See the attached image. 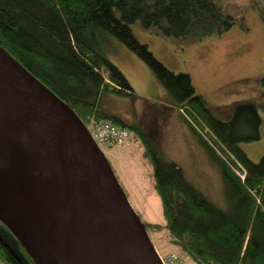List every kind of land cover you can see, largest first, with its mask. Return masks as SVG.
I'll use <instances>...</instances> for the list:
<instances>
[{"label": "trees", "instance_id": "16d2710c", "mask_svg": "<svg viewBox=\"0 0 264 264\" xmlns=\"http://www.w3.org/2000/svg\"><path fill=\"white\" fill-rule=\"evenodd\" d=\"M257 9L264 16V7ZM134 21L164 37L199 39L222 33L235 18L218 0H0V47L59 96L87 128L106 122L126 128L128 136L119 144L136 139L129 128L138 133L164 219L163 224L142 223L147 233L163 235L193 264H264V154L255 162L240 146L260 139L255 105L238 102L229 120L214 118L190 75L167 68L133 36ZM98 33L121 40L152 69L219 168L224 207L206 198L166 158L153 125L141 130L104 105L106 96L133 97L134 92L121 70L99 51ZM259 82L264 87V73ZM236 163L243 176L233 170ZM0 234L23 264H34L1 222ZM0 264L21 263L0 243Z\"/></svg>", "mask_w": 264, "mask_h": 264}, {"label": "water", "instance_id": "95a60500", "mask_svg": "<svg viewBox=\"0 0 264 264\" xmlns=\"http://www.w3.org/2000/svg\"><path fill=\"white\" fill-rule=\"evenodd\" d=\"M0 222L34 264H161L84 124L1 47Z\"/></svg>", "mask_w": 264, "mask_h": 264}, {"label": "rangeland", "instance_id": "374dc122", "mask_svg": "<svg viewBox=\"0 0 264 264\" xmlns=\"http://www.w3.org/2000/svg\"><path fill=\"white\" fill-rule=\"evenodd\" d=\"M218 1L224 11L235 18V23L220 34L199 39L192 36L164 37L153 27H143L139 21L131 23V32L167 68L190 75L195 91L202 95L214 118L227 121L235 103L248 102L255 105L264 121V87L259 82L264 73V16L257 9L258 5L264 7V0ZM97 42L99 51L121 70L134 92L133 97L106 96L104 105L107 109L123 117L127 123L139 124L141 130L146 124L153 125L168 159L182 168L187 180L206 198L224 207L227 199L219 168L208 154L196 152L192 137L183 133L184 117L178 119L170 114L171 107H167L169 93L152 69L111 35L98 33ZM85 128L107 160L139 220L144 224H163L160 199L153 189L151 168L141 156L143 146L138 133L129 128V136H136V139L129 138L123 144L107 143ZM257 142L241 143L240 146L248 150L250 144ZM263 154L264 145L255 160L250 159L256 162ZM147 234L159 255L175 251L183 264H193L186 254L169 245L163 235ZM15 255L13 257L23 264V260Z\"/></svg>", "mask_w": 264, "mask_h": 264}, {"label": "built area", "instance_id": "2783aa9c", "mask_svg": "<svg viewBox=\"0 0 264 264\" xmlns=\"http://www.w3.org/2000/svg\"><path fill=\"white\" fill-rule=\"evenodd\" d=\"M89 129L88 130L90 134L92 133L94 137L100 140H105L107 143L111 141L121 143L128 136V131L126 128H121L119 126L116 127L109 124L108 122L95 125ZM235 166L236 168H233V170L243 176L244 169L238 163H236ZM230 167L232 168L231 165ZM158 258L161 264H183L182 259L175 252H170L164 255L158 254Z\"/></svg>", "mask_w": 264, "mask_h": 264}, {"label": "crops", "instance_id": "0c3cea01", "mask_svg": "<svg viewBox=\"0 0 264 264\" xmlns=\"http://www.w3.org/2000/svg\"><path fill=\"white\" fill-rule=\"evenodd\" d=\"M167 97H168V101L170 103L171 102V97L169 95H167ZM167 107L168 108L171 107L170 114L172 113L174 117H176L178 119H180V118L182 119L183 118L182 117V114L179 111H178V113L176 112L177 109L175 108L174 104H172V103H170V105L167 104ZM184 126H185V128L183 130V133L186 134V135H188V136H191L192 137V140H193V142L195 144L196 152L197 153H200V154H204V152H205L207 154L206 148L203 145V143L200 141V139L198 138V136L194 132H192L189 129V127L187 128V126L185 125V123H184ZM260 131H261V136H260V139L258 140V142L255 143V144H250V146L248 147L249 148L248 150H245V149L243 150L246 153V155L249 158H251L252 160H255V157L258 156L262 152V148H263V145H264V121L263 120H261ZM262 140H263V142L260 143V141H262ZM160 146L162 148L161 141H160ZM162 151H163V149H162ZM164 154H165V152H164Z\"/></svg>", "mask_w": 264, "mask_h": 264}, {"label": "bare ground", "instance_id": "6f19581e", "mask_svg": "<svg viewBox=\"0 0 264 264\" xmlns=\"http://www.w3.org/2000/svg\"><path fill=\"white\" fill-rule=\"evenodd\" d=\"M11 145V144H10ZM6 146L10 147L8 144H6ZM3 148L4 147H1V151H2V155L4 157V159L8 162L7 164H11L12 160H13V154H10L9 153V149L5 148L4 151H3Z\"/></svg>", "mask_w": 264, "mask_h": 264}, {"label": "clouds", "instance_id": "9594fccd", "mask_svg": "<svg viewBox=\"0 0 264 264\" xmlns=\"http://www.w3.org/2000/svg\"><path fill=\"white\" fill-rule=\"evenodd\" d=\"M155 252L157 253V250L156 249H155ZM170 252H174V251H170ZM170 252H167V253H170ZM167 253H165V254H167ZM157 255H158V253H157ZM160 255H164V254L160 253Z\"/></svg>", "mask_w": 264, "mask_h": 264}, {"label": "flooded vegetation", "instance_id": "af4514ba", "mask_svg": "<svg viewBox=\"0 0 264 264\" xmlns=\"http://www.w3.org/2000/svg\"><path fill=\"white\" fill-rule=\"evenodd\" d=\"M22 264V263H21Z\"/></svg>", "mask_w": 264, "mask_h": 264}]
</instances>
